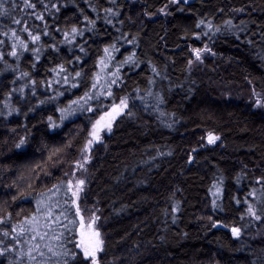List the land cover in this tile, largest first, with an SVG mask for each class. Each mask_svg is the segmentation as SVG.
Returning <instances> with one entry per match:
<instances>
[{
  "label": "trees",
  "instance_id": "16d2710c",
  "mask_svg": "<svg viewBox=\"0 0 264 264\" xmlns=\"http://www.w3.org/2000/svg\"><path fill=\"white\" fill-rule=\"evenodd\" d=\"M30 2L0 14V264H92L81 217L99 264H264V0ZM122 99L77 213L69 181Z\"/></svg>",
  "mask_w": 264,
  "mask_h": 264
},
{
  "label": "rangeland",
  "instance_id": "374dc122",
  "mask_svg": "<svg viewBox=\"0 0 264 264\" xmlns=\"http://www.w3.org/2000/svg\"><path fill=\"white\" fill-rule=\"evenodd\" d=\"M109 64H110V60L108 59V55H107L106 58L103 59V61L101 62L100 71L98 72L97 77H96V85H99V87L101 88V91H102V89H105L106 84H104V83L106 82L107 78L104 77V74H105L106 70L108 69ZM108 81H111V80L108 78ZM257 106L264 108V103L258 104ZM126 110H127V107H121L120 105L119 106H113L107 112H105L103 114V116H102L103 119H101L102 118L101 117L98 120V121H100L99 125L96 122L92 126V129H91V132H90V135L88 138V142L85 146V149L81 155L80 160L76 164V168H75L74 173H73L71 180H70L71 181V186H70L71 194L73 192H77L76 196L72 195L77 209H79V205H78L79 200L85 191L84 173L86 172V166L88 165V163L90 161L91 151L93 150V148L95 146H98L101 143H103L104 139L113 132L115 123L125 113ZM94 126H95L96 136L92 135V133L94 131ZM109 126L111 129L110 131H109ZM96 137H98V139ZM213 138H216V137H213ZM217 140L218 139H214L213 143L217 142ZM89 141H91V144H89ZM78 180H83L84 184L82 186H79V190L77 191V181ZM262 198H263L262 196L257 197L256 205H254L257 210L259 208V205H258L259 202H262ZM80 216H81V214H80ZM83 220H84V227H80V230L78 233V240H77L78 248H79L80 252L82 253V255L84 256L85 259H88L89 257L91 258V263H92L93 256L89 255L86 257L84 254V249H83V244L85 242H87L89 239V237L87 235L88 231H89L87 228V222L89 219L83 218ZM41 222H43V224H44V228H41V230L43 229L42 232H46V226L48 225V228H50L51 224L45 225L42 216H34L31 220H29L25 224L27 225V227L29 229L36 232V230H38V228L40 227ZM53 229L54 228H51V232ZM92 230L93 231H99V233H100L99 239L102 241V244L100 245L101 250L95 251V253H94L96 264H99L98 257L100 256V254L102 253V251L104 249V239H103L102 233L100 232V230L98 228L97 219H96L95 223L92 225ZM43 235L44 234H41L39 236L42 237ZM94 241H95V238H92L93 243H94ZM89 251L90 252L92 251V247H89Z\"/></svg>",
  "mask_w": 264,
  "mask_h": 264
},
{
  "label": "snow or ice",
  "instance_id": "6c2138e0",
  "mask_svg": "<svg viewBox=\"0 0 264 264\" xmlns=\"http://www.w3.org/2000/svg\"><path fill=\"white\" fill-rule=\"evenodd\" d=\"M24 4H25V7H28V8H34L35 5L32 4L30 2V0H24ZM8 10L4 8V3H3V0H0V14H7ZM38 19H42V17H37ZM15 23L16 24H20L21 21L20 20H15ZM201 23H203V21H201ZM25 31H27V28L24 29ZM76 29H73V32H75ZM46 34V33H45ZM29 35L31 36V40L32 41H37L40 39V36L39 35H31V33H29ZM12 36L13 37H16V33L15 32H12ZM0 43H3L2 40H0ZM20 45L21 47L26 51L27 50V43H25V41L21 40L20 41ZM16 45L13 44L12 45V48L15 49ZM36 51H39V49H36ZM105 51H107V49H105ZM194 54L196 56V59H200V50L199 49H194ZM11 56L13 57H16L17 56V52L15 50L11 51L9 53ZM130 59V58H129ZM191 63V62H190ZM24 75H27V73H24ZM77 75H79V73H77ZM65 79H67V77H65ZM114 83V81H113ZM109 95H111V93L109 92L108 93ZM120 106L121 107H127V103H126V99H122L120 101ZM103 119V117L101 118ZM97 124L99 125L100 124V121H97ZM110 126H109V131H110ZM93 136H96V131H95V126H94V131L92 133ZM98 139V137H96ZM214 139H218V137L216 138H213L211 135L209 136V143H212L214 142ZM24 144V141L21 140L20 143L17 145V147H20L21 145ZM89 144H91V141H89ZM84 184V181L83 180H78L77 181V191L79 190V186H82ZM69 186H71V181H69ZM73 196H76L77 195V192H73L72 193ZM79 212V209H77V213ZM249 212L255 216V213L252 212V209L251 207L249 208ZM96 219H98V217H90L88 222H87V228H88V241L85 242L83 244V249H84V254L85 256H89V255H92L93 256V260H92V264H96V260H95V257H94V253L95 251H98V250H101L100 249V245L102 244V241L99 239V236H100V233L99 231H93L92 230V225L95 223ZM80 227H84V220H83V217H81V220H80ZM232 232L234 235H239V229L237 228H233L232 229ZM5 235H8V233H5ZM42 238V237H41ZM92 238H95V241L94 243L92 242ZM32 239H36L35 236L32 237ZM38 248V245L36 246ZM89 247H92V251L90 252L89 251ZM4 253L2 251H0V255H3ZM26 255L29 257V258H32V253H31V250H29ZM40 255H43V253L41 252Z\"/></svg>",
  "mask_w": 264,
  "mask_h": 264
},
{
  "label": "water",
  "instance_id": "95a60500",
  "mask_svg": "<svg viewBox=\"0 0 264 264\" xmlns=\"http://www.w3.org/2000/svg\"><path fill=\"white\" fill-rule=\"evenodd\" d=\"M218 228H222L221 226L218 225ZM232 232V231H231ZM233 233V232H232Z\"/></svg>",
  "mask_w": 264,
  "mask_h": 264
}]
</instances>
